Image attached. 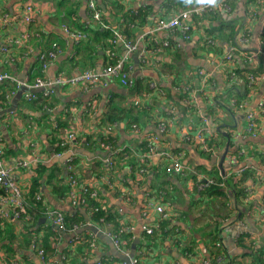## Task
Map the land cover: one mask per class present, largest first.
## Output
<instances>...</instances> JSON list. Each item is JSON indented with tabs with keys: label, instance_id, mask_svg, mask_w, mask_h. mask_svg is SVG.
Returning <instances> with one entry per match:
<instances>
[{
	"label": "crops",
	"instance_id": "crops-1",
	"mask_svg": "<svg viewBox=\"0 0 264 264\" xmlns=\"http://www.w3.org/2000/svg\"><path fill=\"white\" fill-rule=\"evenodd\" d=\"M186 1H191L186 9L200 8L209 2ZM27 2L31 3L33 10L30 23L20 18ZM165 2L96 0L100 20H94L87 12V0H0V73L13 77L10 84L13 90L7 91L6 108L0 107V111L14 109L0 117V138L5 147L13 150L12 155H4L5 166L11 169L12 179L23 192L29 190L39 165L46 167L42 183L50 175L57 179L68 153L56 156L55 152L59 139L67 132L73 131L83 142L85 136L99 132L97 124L110 105L121 104L134 115L138 108L149 105L151 110L140 118V125L136 124L139 135L131 127V116L112 123L115 126L112 130L114 148L137 147L138 136L154 134L158 138L156 150L183 152L184 164L191 174L177 176L170 173L166 161L157 154L149 156L147 173L141 177L131 171L137 162L134 154L110 170L104 163L105 152L80 145L72 151L76 158L74 175L78 182L97 190L105 207L118 213L121 226L133 234L132 242L139 239L143 225L158 221L160 216L155 208L161 204L165 205V211L171 217L170 229L177 226L185 231L180 242L173 238H161L154 242L151 250H144L141 264H218L221 257L237 264L261 263L260 260L264 264V188L257 178L259 170L264 168V0H228V11L214 10L193 16L189 38H182L177 31L153 32L154 20L168 19L177 12L173 8L167 10ZM139 11L146 14L143 22L130 26L128 42L136 43V50L129 54L124 44L127 40L116 39L113 33H120L123 14ZM4 16L11 19L9 25L3 24ZM162 42H167L168 47H163ZM53 45L55 58L50 60L44 72L37 70V55L51 50ZM5 47L7 53L1 51ZM142 50L147 54L145 61L139 59ZM229 54L234 62L238 60L242 63L241 59L250 58L249 68L262 66L261 73H255L261 79L248 92V100L241 109L231 103L234 108L219 109L214 106L217 92L229 85L228 76L216 70V66ZM125 56H128L126 66L130 68L131 78L138 83L140 94L137 89L123 88L116 80L105 87L65 83L86 70L101 72L107 62ZM170 64L178 65L179 71L168 69ZM201 72L211 75L205 80ZM177 74L179 85L173 84ZM36 76L51 85L52 109L43 110L38 105L27 107L32 102H27L25 98L31 92L26 91L24 84L27 82L30 85L31 79ZM56 80L61 83L54 84ZM3 83H0V92ZM151 83L155 84V89L149 86ZM185 86L199 93L194 112L185 109L186 104L179 101L181 93L178 89ZM47 89L43 87L32 93L42 94ZM167 95L178 105L173 104ZM248 115L255 119L259 128L254 138L245 131ZM202 117L206 119L209 134L221 137V140H216L218 147L213 149V153L203 152L195 140L203 126ZM58 119L67 121L68 126L57 132L48 130L47 127H54ZM160 126H163V132H160ZM4 134H7L11 144L5 141ZM225 152L227 154L221 162L220 156ZM232 157L236 158V164L231 162ZM22 162L26 166H20ZM215 177L238 180L243 197H235L233 192H224L226 189H223V194L215 196L206 209L192 206L199 193L196 183ZM50 186H42L47 205L63 213L73 212L68 198L53 194ZM149 202L151 207L144 218L143 209ZM81 216L85 224L83 227L89 225L107 235L108 227L90 222L86 212L87 221ZM42 225L47 226L43 223L38 228ZM216 225L219 229L217 240H212L210 233ZM1 231V257L5 250L3 246L11 241L13 249L24 256H17L20 264L24 260V264H40L28 248L29 237L21 222L9 219L3 223ZM50 231L57 234V238L48 236L45 239L46 233L40 232V244H48L53 251H48L47 255L60 262L64 249L75 248V242L71 243L75 234ZM88 233L91 232L82 234ZM94 237V246H85L81 255L75 253L77 260L84 264H96L102 259L108 264H125L111 254L103 240ZM192 239L196 247L193 253L187 254L183 248ZM132 242L128 246L129 252ZM220 247L222 253L212 261L211 250ZM0 264L6 263L0 261Z\"/></svg>",
	"mask_w": 264,
	"mask_h": 264
},
{
	"label": "built area",
	"instance_id": "built-area-1",
	"mask_svg": "<svg viewBox=\"0 0 264 264\" xmlns=\"http://www.w3.org/2000/svg\"><path fill=\"white\" fill-rule=\"evenodd\" d=\"M227 1L228 0H209V2L205 3L204 6L196 9H185L177 12L175 15L168 19L164 18H157L154 20V26H153V32H173L178 31L179 34L182 35L183 38H188V32L191 28L190 20L193 18V16H201L204 14H207L209 12H212L214 10H223L228 11L227 7ZM32 5L31 3L27 2L24 4L22 12H21V20L25 23H30L31 21V15H32ZM87 12L91 19L94 20H100V13L98 12L96 0H87ZM11 22V19L8 16H4L3 24L9 25ZM68 32V29H67ZM81 33V32H80ZM83 37H85V34H81ZM113 35L116 39L123 40L124 38L122 35L118 32H114ZM80 37V35H78ZM210 42V41H208ZM156 41L154 40V44ZM125 47L128 50V53L133 52L136 50V43L131 44L129 42H124ZM163 47H168L167 42L161 43ZM4 53L8 52V49L5 47L1 50ZM128 56H125V58L122 59H116L110 62H107L106 66L103 68L101 72H93L90 70H86L81 72L78 76L70 78L65 83L69 85H82L85 87H92V86H101L105 87L107 84H109L110 81L116 80L120 86L123 88H131L134 86V80L130 76V68L126 66V60ZM55 58V45H53L52 49L47 52H40L37 55V60L39 61L37 63L38 66H36V69L40 71H43L47 68L49 65V62L51 59ZM147 58L146 51L142 50L139 52V59L141 61H145ZM246 64H249L250 58L246 57L243 60ZM264 66V62H263ZM34 69V70H36ZM235 62L232 58V55H227L223 58L221 63L216 66V70L221 71L225 73V75L228 76V79L234 80L238 79L237 75L235 74ZM205 80H207L210 77V73H200ZM245 80L247 82V85L249 87V90L252 91L253 87L255 85H258L261 77L257 76L255 73H245ZM13 82V77L7 73H0V83L3 82ZM61 83L60 80H56L54 84ZM64 83V82H63ZM62 83V84H63ZM17 86V85H16ZM24 86L30 90L31 93L26 95L25 100L28 102L33 101L36 99V94L32 93L40 88L47 87L49 89L46 90L45 93H42L43 96H50L52 95L51 85L48 82H44V80L41 77L36 76V78L31 79V84L28 85L27 82L24 84ZM152 89H155V84L151 83L149 85ZM181 94L185 93L187 94V99L184 101L187 106H195L196 103V95L198 96V92H194L190 87H183L178 89ZM249 91V92H250ZM247 98L242 100L241 102H236V99L231 98L230 103L232 105L237 104L238 108L245 107V104L247 102ZM201 124L203 126L200 127L199 132L196 135V142L200 146L201 150L205 153H213V149L210 147L207 137L209 134V129L205 126L206 119L204 117L201 118ZM115 126L111 125L107 127V131H111ZM132 129L139 135V130L136 125L131 126ZM258 126L255 122V119L251 116H247V125L245 127V131L248 135H250L252 138H254L257 135ZM160 132H163V126L159 127ZM158 141V138L156 135L152 134L151 136H144L141 138V142L145 143V150L144 152H138L137 149L133 150L135 147H131L129 150L130 154H134L136 156L137 161V167L139 168V173H143L144 169H142L143 165L148 163V158L150 155L157 154L160 158H163L166 161V166L168 168V171L170 173H174L175 175L180 176H186V174H191L188 167L184 164V154L180 151H157L156 150V143ZM80 145H88L82 142V139L77 138L75 133L73 131L67 132L63 137L60 138L59 147L62 149V152L57 153L56 156H60L61 154L68 153V157L65 159L63 163V167L65 172L67 173V183L69 186V191L67 194V198L69 200L70 205L73 208H76L79 205L84 206L85 199L83 197L89 196V198L99 202L100 199L98 197L97 192L91 188L90 186L79 183L77 178L74 175V160L76 159L74 154L72 153L73 149L76 146ZM89 146V145H88ZM93 148V145H91ZM4 143L3 140L0 138V225L2 226V223L11 219V220H17L18 222L24 223L26 225H29L33 218L29 214L27 209V204L25 201V194L28 192V189L24 192L17 187L16 182L11 177V169L9 167L5 166L4 163ZM99 148L105 152L104 157V163L110 170H114L113 166V157L117 154H121L123 149H116L113 146H111L109 143H100ZM231 162L236 164V158L232 157ZM20 166L24 167L26 166V163L22 162L19 163ZM70 173V174H68ZM138 176V175H137ZM257 178L259 180V183L264 188V168L259 170L257 174ZM213 184L212 180H205V181H199L196 183V188L198 191L203 189L205 185ZM35 200L39 202H46L44 198L41 197V195L37 194L35 196ZM165 205L161 204L156 206L155 210L159 213L160 218H168V214L165 211ZM151 207V203H147L146 206L143 209V217L146 218L147 211ZM83 210V209H82ZM84 212H86L84 210ZM91 213V208L90 211ZM88 212V215H89ZM87 215V216H88ZM45 220V223L47 226H50L53 231H61V232H71L74 233L75 236L72 239L71 242H75V240H79L80 236L82 234H76V231L80 228L76 227H70L68 228L66 225V220L63 212L60 210L54 209L49 207L48 205L43 207L42 216ZM123 227V226H122ZM128 229V228H126ZM125 227L123 229L119 230V232H122L123 230H126ZM146 234L150 235L153 233L154 228L151 226H148L147 224L142 226V230ZM118 232V233H119ZM90 237V246H94L96 243V240L94 238V235L91 233H88ZM113 243L114 247L123 255H128L129 249L128 246L130 245V241L120 240L118 239L117 235L111 233L108 231L106 235ZM29 250L33 252L36 257L38 258L40 264H55L57 260L48 258L45 256V252L43 248L40 245V239L38 236L33 238L31 244L29 245ZM144 250L135 251V255L133 258L130 259L129 264H141L142 258L144 257ZM59 259H63V257H60ZM225 261V262H224ZM218 264H237L235 262H228L225 258L221 257L218 259ZM18 264V263H15ZM96 264H103L102 261H98ZM178 264V263H176Z\"/></svg>",
	"mask_w": 264,
	"mask_h": 264
},
{
	"label": "trees",
	"instance_id": "trees-1",
	"mask_svg": "<svg viewBox=\"0 0 264 264\" xmlns=\"http://www.w3.org/2000/svg\"><path fill=\"white\" fill-rule=\"evenodd\" d=\"M190 5L191 1H186V0H166L165 2V8L167 10H171V8L176 9L177 12L181 11V10H185L186 8H188L186 5ZM180 9V10H177ZM176 12V13H177ZM175 13V14H176ZM145 11H139L138 13H125L123 14V22L121 24V28H120V33L122 35V37L124 39L129 40V38L131 37V30H130V26H136L138 24V22H143L144 21V17H145ZM174 14V15H175ZM198 22V21H197ZM195 22V23H197ZM196 25V24H195ZM192 29V25L190 28V31L188 32V38H189V34L191 32ZM178 32V31H177ZM179 33V32H178ZM180 36L182 37V35L180 34ZM183 38V37H182ZM208 42V41H207ZM50 51V50H49ZM47 52V51H46ZM238 57V56H237ZM242 63H240L238 60H235V74L237 75V77H239L237 80H230L228 79L227 83L229 84L228 87H225L222 91L217 92V94L215 95L213 101H214V106L216 108L219 109H230V108H234V106L230 105V100L231 98L236 99V101H242L246 98V96L248 95L249 87L247 85V82L244 78V74L245 73H261L262 71V66L261 64L256 68H249L248 64H246L242 59H241ZM248 66V67H247ZM168 69H176L178 72L180 67L178 65H172L170 64ZM178 74L174 77V81L173 84L175 83V85L178 84V82L176 81V79H178ZM242 78V79H240ZM11 83L5 81L2 85V92H0V107L2 109L6 108V104L8 102V98H7V91L13 90L12 86L10 85ZM179 85V84H178ZM14 89H15V85H14ZM137 91L140 89V87H138V83H136L134 81V86L129 88V90H136ZM145 89L149 91L148 86H145ZM9 92V91H8ZM12 92V91H11ZM138 93L140 94V91H138ZM51 96V95H50ZM50 96H43L42 94H36V99L31 101L32 103L27 106V107H32L35 105H38V107L42 108L43 110L45 109H52V105L50 104ZM141 96L145 99L146 97H144L143 94H141ZM166 97V95H165ZM167 97L169 98L170 101L174 102L173 104H177V101L175 102V100L173 101V99L171 98L170 95H167ZM187 99V94L183 93L181 94V96L179 97V101L181 103H185L184 101ZM113 100V98H112ZM111 100V101H112ZM176 105V106H177ZM230 107V108H229ZM185 109L188 110H192L193 112L195 111V107L193 106H185ZM151 108L149 107V105H146V107H142V108H138V110L136 111L135 115L127 110H125L121 104L120 105H110V108L107 109L101 116L99 123L97 124V128L99 130L98 133H96L95 135H87L84 138V143L88 144L89 146L93 145L94 149H99V144L100 143H109L111 146L114 147V137L112 135V130L111 131H107V127L111 126L113 122H115L116 120L119 119H123L126 117L131 116V120L130 123H132L131 125H140V118L145 115L148 111H150ZM191 111V112H192ZM209 115H212V112H209ZM56 125L54 127H47L48 130H50L51 132H57L62 128L67 127V121L65 120H60L58 119L56 121ZM135 123V124H133ZM136 125V126H137ZM138 128V127H137ZM58 134V133H57ZM149 136H151V134H148ZM141 138L138 136V146H134V145H129L126 146L124 148V151H122L121 154H117L113 157V169L117 168L120 163L121 160H125L127 159V157L130 156L129 150L131 147H135L133 148V150L137 149L138 152H144L145 150V143L141 142ZM221 140V137L218 136L217 134L215 135V137L213 135H209L207 137L208 143L210 145V147L212 149H215L217 146V142L216 140ZM59 142L60 139L58 141V147L56 149L55 153H60L62 152V149L59 147ZM140 147V148H139ZM92 148V147H91ZM139 149V150H138ZM12 155L13 154V150L9 147H5L4 148V155ZM101 166V164L99 165ZM63 167V166H62ZM58 171V178L54 179L52 175L48 176L46 178V180L42 183V179L43 176L45 174L46 171V167L44 165H39L37 166L36 170H35V176L33 177L32 181H31V185L29 187L28 192L25 194V201L27 204V209L29 214L32 216L33 220L29 225H26L24 223H22L25 227V233L27 234V236L29 237L28 240V248L29 245L31 244L33 238H35L36 236H38V233L43 232L46 233L44 235L45 239H48L49 237L52 238H57V234H55L54 232H51L50 230L51 227L50 226H41V227H37L36 228V224L38 222V220L41 218L42 216V211H43V207L47 206V202H39L35 200V196L37 194L41 195L42 198H44V195H42V186L44 185H51V191L53 194L58 195V197H66L67 198V194L69 191V186L67 183V173H65L64 171V167ZM144 169L143 173H139V168L137 167V162L132 166V173L134 175H138V177L143 176L145 173H147V164L142 166ZM70 174V173H68ZM54 179V183L52 184L51 182H53ZM213 181V184H209V185H205V187L203 189H201L200 191H198V198L196 200L193 201V205L195 208L200 209L201 207H203L204 209H206L208 207V204L212 201V199L215 198V196L217 195H221L223 194V189L225 191H231L235 194V197H237L238 195H241V197H243V190L241 188H239V184H237L239 181L235 180L234 178L230 177L229 179H219L218 177H215L213 179H211ZM225 187V188H224ZM95 190V189H94ZM1 191V189H0ZM98 194V191L95 190ZM163 191V190H160ZM158 191V193L160 192ZM162 196V195H161ZM99 197V194H98ZM85 199V203L84 206L79 205L80 207H76L74 208V211L71 213H63L65 216V222L68 228H72V227H76V228H82L85 224L84 221L82 219L80 212V209L85 210L86 214L88 215V212L90 211L91 208V213L89 212L88 218L90 220V222H92L93 224H99V225H105L106 227H108V231L117 235L118 239L120 240H125V241H130L132 242L133 239V234L131 232H127L126 230H123L122 232H119V230L123 229V227L121 226V223L119 221L120 217L118 215V213L116 211H112L111 209L105 207V205L99 201H95L91 198H89V196L83 197ZM100 199V197H99ZM164 203H166L165 201H163ZM168 214V213H167ZM171 217L168 218H159L157 222L153 223L152 225L148 224V226H151L152 228H154V231L152 234L148 235L143 231H140V236H139V243L137 245L136 251L139 250H151L154 247V242L158 241L159 239H165V238H173L176 239L178 242H180L179 240H181L180 238L182 237L181 234H184V230L180 229L179 227L175 226L172 229L171 228ZM4 223V222H3ZM2 223V226H3ZM2 226L0 225V231L2 229ZM2 232V231H1ZM119 232V233H118ZM218 232L219 229L217 227V225L215 226L214 230L210 233L211 234V238L212 240H217V236H218ZM90 236L86 235V234H82L79 238V240H75V248L72 246L71 249H64L63 253L60 255L61 257H63L64 260H60L56 261L55 264H84L83 261L81 260H77L75 253L77 252V254H80L84 252L85 250V246L88 247V245L90 244ZM95 238V237H94ZM73 243V242H71ZM74 244V243H73ZM13 245L14 243L9 245H5L3 246L4 250V254L1 257L0 256V261H4L6 264H14L13 262H16L18 264L19 263V259L17 256H19V258H23V255H19L17 250L13 249ZM41 247L43 248L44 252H45V256L49 258L48 251L52 252L53 249H51V247L45 244H40ZM196 247L195 241L192 239L186 246H184V251L187 252V254L189 253H193L194 249ZM222 253L221 247L220 248H216L215 250H211L210 255L212 257V261H215V259L217 258V256H219V254ZM16 260V261H14ZM19 260V261H18ZM24 260V259H23ZM116 260V259H115ZM26 262V260H24ZM21 261V264H24L25 262ZM103 264H108V262L104 259H102ZM234 262V261H233ZM260 262L262 263L263 261L260 260ZM259 262L255 261V264H261ZM227 264V263H226ZM242 264V263H239Z\"/></svg>",
	"mask_w": 264,
	"mask_h": 264
},
{
	"label": "water",
	"instance_id": "water-1",
	"mask_svg": "<svg viewBox=\"0 0 264 264\" xmlns=\"http://www.w3.org/2000/svg\"><path fill=\"white\" fill-rule=\"evenodd\" d=\"M208 72H210V70L208 69ZM26 91H29L26 89ZM125 91V90H123ZM18 95V94H17ZM17 95L15 97H17ZM13 104H15V101H13ZM14 109H6V110H3V111H0V117L3 116L4 114L6 113H9V112H13ZM158 135L160 134V132L157 133ZM4 138H5V141L9 144L10 143V140L8 139V136L7 134L5 135L4 134ZM226 152L220 156V161L223 162V160L225 159V156H226ZM80 213L84 216L85 218V221H87V218L85 216V212L84 210H80ZM45 223V220L43 218H40L36 224V227H38L39 225ZM85 231H89L91 232L94 236H96L97 238H100L101 240H103L108 246H109V250L111 251V254L115 257H117L118 259L122 260L125 264H129V261L131 258L134 257L135 255V251H136V246L138 245L139 243V239H134V241L132 242L131 244V248H130V252L128 253V255H123L121 254L113 245L112 241L104 234L100 233L98 230H96V228L92 227V226H89V225H86L85 227L79 229L76 231V234H82L83 232Z\"/></svg>",
	"mask_w": 264,
	"mask_h": 264
},
{
	"label": "clouds",
	"instance_id": "clouds-1",
	"mask_svg": "<svg viewBox=\"0 0 264 264\" xmlns=\"http://www.w3.org/2000/svg\"><path fill=\"white\" fill-rule=\"evenodd\" d=\"M212 2H214V0H212Z\"/></svg>",
	"mask_w": 264,
	"mask_h": 264
},
{
	"label": "bare ground",
	"instance_id": "bare-ground-1",
	"mask_svg": "<svg viewBox=\"0 0 264 264\" xmlns=\"http://www.w3.org/2000/svg\"><path fill=\"white\" fill-rule=\"evenodd\" d=\"M214 47V46H213Z\"/></svg>",
	"mask_w": 264,
	"mask_h": 264
}]
</instances>
